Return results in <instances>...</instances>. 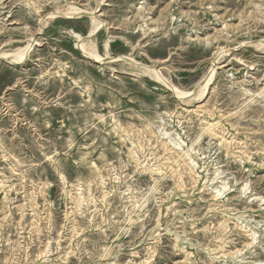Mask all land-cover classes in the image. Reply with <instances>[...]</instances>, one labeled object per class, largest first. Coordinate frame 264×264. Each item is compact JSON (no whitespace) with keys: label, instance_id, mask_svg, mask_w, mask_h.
Wrapping results in <instances>:
<instances>
[{"label":"rangeland","instance_id":"374dc122","mask_svg":"<svg viewBox=\"0 0 264 264\" xmlns=\"http://www.w3.org/2000/svg\"><path fill=\"white\" fill-rule=\"evenodd\" d=\"M68 2L0 0V264H264V0Z\"/></svg>","mask_w":264,"mask_h":264},{"label":"bare ground","instance_id":"6f19581e","mask_svg":"<svg viewBox=\"0 0 264 264\" xmlns=\"http://www.w3.org/2000/svg\"><path fill=\"white\" fill-rule=\"evenodd\" d=\"M68 1V0H67ZM70 1V0H69ZM72 1V0H71ZM103 0H95L96 2V6L89 9L88 7H80V6H77V5H74L72 2H68L66 7L64 9H60V8H57L55 11L53 12H49L48 14H46L45 16L42 15L41 18H45L46 16L50 15L52 18H58L59 15H63V18L64 19H67V20H76V19H79L80 17H82L84 14L88 15L89 16V19H90V22H91V29L88 31L87 34L85 35H82L80 33H78L77 31H75L74 29H70L71 32L77 37L78 39V42H77V46L88 56V57H91L92 59L94 60H100V61H103V60H115L117 59L118 57L120 58H123L124 55L122 56H117V57H112L109 52H107V54L105 55H100L99 51L97 50L96 48V44H93V41L92 43H88L89 39H91L98 31H100L101 28H107L108 29V23L106 22V20H104L103 18H101L100 15L97 14V9L98 7H100L101 3H102ZM64 6V5H63ZM101 10V9H100ZM99 10V11H100ZM60 18V17H59ZM62 18V17H61ZM262 42V41H261ZM165 43V42H164ZM263 44H264V41H263ZM33 45L34 47L39 45V42L38 40H36L35 38H30V40H28L26 42V44L22 47H19L16 52L13 54L14 55V59L13 61H23L24 59H26L30 54L31 52L33 51ZM105 47L108 49L109 48V44L107 43L105 45ZM12 53V52H11ZM10 54V53H9ZM0 55L2 57H7L8 53L7 52H1ZM127 57V56H125ZM124 57V60H127L129 61L130 64H136L137 61L134 60V59H128V58H125ZM219 58V57H218ZM138 64V63H137ZM144 64V63H143ZM140 65V64H139ZM142 65V64H141ZM153 66V65H152ZM156 66L150 68V67H146V66H142L140 68L141 72L143 74H150L151 76H154L156 77L157 79H160L162 81H165L166 82V78L162 75V73H160L156 68ZM132 73V72H131ZM211 76L214 75V70L212 69V72L210 74ZM168 80V79H167ZM211 79L208 77L206 78L202 84L203 85V88L201 89V93H199L200 96H202L204 93H205V89L207 88L206 86L210 83ZM169 82V81H168ZM174 87V86H173ZM174 89V88H173ZM176 93L178 96L180 97H185V96H192L191 93L189 92H184V91H179V90H176ZM199 91V90H198ZM254 97V96H253ZM252 97V98H253ZM251 100V99H250ZM247 103V102H246ZM198 109H201L203 110L201 107H198ZM198 112V111H197ZM200 113V112H199ZM218 122L216 121H212V120H209L205 123L204 125V128L206 130H211L213 131L216 124ZM121 134V133H120ZM165 136L163 137V139H165V141L163 142V148H164V151H168L169 149H173L174 151H176V154L174 156H172V162L177 164L178 166L181 165V163L183 164H189V168L187 170V177L190 176L191 178L195 179L197 181V176H196V170H195V166L193 165H190V159H191V154L189 152V150L183 148L182 144H179V146H175L173 145L172 143H170L169 145H167V138H166V135H168L169 133L166 131L165 133ZM221 134V133H220ZM170 137V136H169ZM175 142V141H174ZM231 146V145H230ZM227 148V147H226ZM163 153V152H162ZM193 162V161H192ZM197 165V164H196ZM2 181V180H1ZM181 185V184H180ZM219 192L215 194V197L218 198L219 197ZM221 193V192H220ZM139 199V198H138ZM145 199V198H144ZM143 199V200H144ZM142 200V201H143ZM136 203V202H135ZM138 205V203H137ZM138 209V208H137ZM256 234V233H255ZM251 237L253 238V240L255 239V235H254V232L250 234ZM256 240V239H255ZM255 242V241H254Z\"/></svg>","mask_w":264,"mask_h":264}]
</instances>
